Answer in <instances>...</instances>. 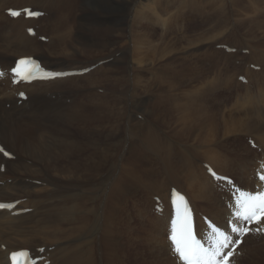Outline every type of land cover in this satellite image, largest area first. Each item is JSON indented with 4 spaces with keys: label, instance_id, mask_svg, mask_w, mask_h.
<instances>
[{
    "label": "bare ground",
    "instance_id": "1",
    "mask_svg": "<svg viewBox=\"0 0 264 264\" xmlns=\"http://www.w3.org/2000/svg\"><path fill=\"white\" fill-rule=\"evenodd\" d=\"M176 1L0 0V12L16 3L6 9L35 5L49 14L26 20L0 13L3 67L27 56L61 71L99 65L86 75L23 87L30 98L21 106L9 84L0 81V140L17 157L5 160L0 154V164L6 163V172H0V201H19L12 211L0 212V264H10L11 252L41 247L51 264H180L168 241L171 188L177 187L197 212L220 225L229 212L205 164L254 190L257 161L264 160V0H230L254 16L232 22L230 15L218 32V44L243 46V40L233 41L241 31L251 52L244 57L225 49L230 62L243 64L210 68L206 80L198 67L161 74L150 66L152 24L167 34L172 18H164L159 9ZM199 3L184 0L180 6L198 10ZM181 17L175 16L184 33ZM221 20L215 19L219 28ZM102 23L105 30L98 26ZM34 24L48 34V43L27 34ZM182 38L197 46L211 41ZM104 58L114 66L105 67ZM85 59L89 62L80 64ZM120 60L125 66L117 65ZM103 88H112L111 101H98L97 90ZM67 98L72 102L66 103ZM172 117L174 124L168 119ZM245 137L255 139L263 152L244 146ZM157 196L166 204L161 215L154 210ZM25 209L31 212L15 215ZM19 241L22 245L15 246ZM241 250L235 264H262L264 236H249Z\"/></svg>",
    "mask_w": 264,
    "mask_h": 264
},
{
    "label": "rangeland",
    "instance_id": "2",
    "mask_svg": "<svg viewBox=\"0 0 264 264\" xmlns=\"http://www.w3.org/2000/svg\"><path fill=\"white\" fill-rule=\"evenodd\" d=\"M181 1H184V0H177L176 2H174L175 4H173V3H163L162 5H164V6H160V12H161V15L164 17V18H167L168 16H171L170 18H172L171 19V24H169L168 23V26L166 27V33L167 34H165L164 33V30H163V27L161 28L160 26L161 25H158V23H153L152 24V28H151V30H150V32H148V33H150V37H151V39L153 40V44H154V47H153V49H151V50H153V52L155 53H153V56H150V58H151V60H152V63H151V65L150 66H152V68H154V69H156L158 72H160V71H162V73L161 74H163V72H165V71H168L170 74H172L173 73V71L174 70H181V69H183V68H185L184 70H187V68H191V67H198V68H201V69H203L204 70V72L202 71V74H201V76L203 77V80H206V79H204V78H207L206 77V75H208V74H206L205 72L207 71V70H210V68L213 70V69H221V66H222V64H223V68L225 69V68H227V65H231V67H239L240 65H241V63L243 64V62L244 61H238V62H236V63H232V62H230L228 59H227V54L228 53H230V54H233L232 52H229L228 50V53H225L224 51H225V49L223 48V49H219V48H217L216 46L218 45L219 46V44H218V42H220L219 41V35H221V34H219L218 32L219 31H221V30H223L225 27L224 26H226L228 23H229V21L231 20V17H230V15L232 16L233 15V21L232 22H235V20H237V19H239V20H237L238 22H240L241 20L243 21L244 19H246V20H248V18L249 17H252V16H254V13L251 11V12H247V10H245V12H244V7H242V6H240L239 4H236V3H232V2H230V0H198V2H200L199 3V6H198V10H195V9H193V8H191V7H186V8H183V7H181L180 6V2ZM216 2V3H215ZM20 3V2H19ZM178 3H179V5H178ZM206 3V4H205ZM219 3H220V5H219ZM214 4V5H213ZM23 5H25V4H19L18 6H23ZM231 6V7H229V6ZM8 6H16V3H9V4H7V5H5L4 6V8H2V10H1V14L4 16V10H6V7H8ZM33 7H36V8H38V6H35V5H32ZM212 6V7H211ZM211 7V8H210ZM213 7H215V8H213ZM217 7V8H216ZM229 7V8H228ZM241 7V8H240ZM40 8V7H39ZM38 8V9H39ZM189 8V9H188ZM231 8V9H230ZM233 8V9H232ZM227 9V10H226ZM239 11H241V12H238L237 10ZM165 10V11H164ZM204 13H202L201 11ZM177 11V12H176ZM208 12V13H206V12ZM210 11V12H209ZM222 11V12H221ZM236 13H235V12ZM192 12V13H191ZM198 12V13H197ZM215 12V13H214ZM221 13V14H223V15H221L220 17H221V27L222 28H219V27H217V24H216V21H215V19L216 20H219L220 19V17H215L214 18V16H216V14L217 13ZM229 12H232V14L231 13H229ZM189 13H191V15L189 14ZM226 13V14H225ZM181 15L182 17V22H183V25H184V28H185V31L186 32H184V33H181V27L179 28V26H180V24H178V22H177V20H176V18H175V16L176 15ZM183 14V15H182ZM186 14V15H185ZM189 14V15H188ZM193 14H194V16H193ZM211 14V15H210ZM235 14V15H234ZM239 16H238V15ZM174 15V16H173ZM201 15H202V19H201ZM225 15H226V17H225ZM227 15H229L228 17H227ZM243 15V16H242ZM252 15V16H251ZM166 16V17H165ZM191 16V17H190ZM193 16V17H192ZM236 16V17H235ZM246 16H248L247 18H246ZM204 17V18H203ZM207 17V18H206ZM214 18L213 19V21H211V22H206V20L208 19V18ZM234 17H235V19H234ZM243 18V19H241V18ZM198 18V19H197ZM219 18V19H218ZM228 18V19H227ZM186 19V20H185ZM206 19V20H205ZM230 19V20H229ZM197 20V21H196ZM195 21V22H194ZM198 21H199V23H198ZM203 21V22H202ZM205 21V22H204ZM224 21V22H223ZM237 21H236V23H237ZM175 22H177V23H175ZM226 22V23H225ZM243 22H245V20L243 21ZM223 23H224V26H223ZM178 24V25H177ZM107 24L106 23H102V24H98V26H100V28H101V30H105L104 29V27L106 26ZM170 25V26H169ZM199 25H201L200 27H199ZM125 26V25H124ZM124 26H122V27H124ZM190 26V27H189ZM193 26V27H192ZM195 26H197V27H195ZM209 26V27H208ZM213 26V27H212ZM127 27V26H126ZM176 27V28H175ZM212 27V28H211ZM199 28V29H198ZM169 29V30H168ZM212 29V30H211ZM180 30V31H179ZM204 30V31H203ZM205 30H208V31H205ZM154 31V32H153ZM161 31H163V33L161 34ZM191 31V32H190ZM211 31L213 32V33H211ZM180 32V33H179ZM204 32H207V33H205L204 34ZM160 33V34H159ZM186 33V34H185ZM201 33H203V34H201ZM169 34V35H168ZM209 34V35H208ZM157 35V36H156ZM170 36V38L168 37V36ZM172 35V36H171ZM180 35V36H179ZM182 35L183 36H188V38H190V39H192V38H196V37H198L199 39V41H201V42H203V43H205V42H208V41H210V43L209 44H202L201 46H197V45H190L189 43H188V40H183V38H182V40H181V37H182ZM213 35H216V36H213ZM194 36V37H193ZM213 36V37H212ZM243 36V37H242ZM255 36H256V34H255ZM264 36V35H263ZM161 37V38H160ZM180 37V38H179ZM201 37V38H200ZM210 37V38H209ZM215 37V38H214ZM221 37V36H220ZM164 38V39H163ZM169 38V39H168ZM179 38V39H178ZM218 38V39H217ZM244 38H246V35L243 33V32H241L240 31V35L237 37V39L236 40H233V41H242L243 40V42H242V44H243V46H241V44L240 43H236V44H234V47H231V48H236V46H239V47H241L240 49H238V55H240V53H241V55H244V57L246 56V57H249V55H250V52L251 51H249V50H247V51H249L247 54H244L242 51L243 50H246L247 49V45L245 44V41H244ZM157 39V40H156ZM172 39H173V42H172ZM217 39V40H216ZM223 39H225V37H223V35H222V37H221V40H223ZM161 40V41H160ZM179 40V41H178ZM204 40V41H203ZM158 41V42H157ZM216 41V42H215ZM174 42L175 43H179L180 44V46H182L184 49H186V50H184V49H182L180 46H177V45H174ZM217 43V44H216ZM182 44V45H181ZM231 44V43H230ZM184 46H186V47H184ZM190 46V47H189ZM196 46V47H195ZM210 46V47H209ZM213 46V47H212ZM175 47V49L177 50H175V49H173ZM198 47V48H197ZM206 47V48H205ZM245 49H244V48ZM202 48V50H200ZM210 48V50H208ZM155 49V50H154ZM157 50V51H156ZM163 50V51H162ZM207 50V51H206ZM197 51V52H196ZM202 51H203V53H202ZM210 51V52H209ZM219 51H221V52H219ZM223 51V52H222ZM194 52H196L195 54L197 55V54H199V53H201V55L199 54L198 55V57L196 56V55H194L193 53ZM216 52V53H215ZM108 53V52H107ZM158 53V54H157ZM160 53V54H159ZM212 53V54H211ZM217 53H219V54H217ZM207 54V55H206ZM211 54V55H210ZM194 55V56H193ZM206 55V57H203V56H205ZM210 56V57H207V56ZM215 55H216V57H215ZM185 56V57H184ZM196 56V57H195ZM211 56H212V58L213 57H215V58H213V60L211 59ZM222 56V57H221ZM103 57V56H102ZM163 57V58H162ZM184 59H183V58ZM156 58V59H155ZM177 59V60H176ZM216 59H218L217 60V62H216ZM108 59H106V58H104V59H102V63H105V67H107V68H111V67H113L114 65H113V63H112V65H110V61H107ZM153 60L155 61V62H153ZM159 60V61H158ZM160 60H162V61H160ZM184 60V61H183ZM196 61V62H195ZM213 61H214V63H213ZM224 61V62H223ZM228 61V62H227ZM86 62H89V61H86V59H85V62H81L80 64H85ZM163 62V63H162ZM209 62H211V66H210V63ZM165 63V64H164ZM202 63V64H201ZM209 63V64H208ZM220 63V64H219ZM229 63V64H228ZM157 64V65H156ZM187 64V65H186ZM193 64V65H192ZM233 64V65H232ZM109 65V66H108ZM118 66H125V63L124 62H122V60H120V62H118V64H117ZM156 65V66H155ZM204 65V66H203ZM216 66V67H215ZM219 66H220V68H219ZM157 67V68H156ZM175 68V69H174ZM217 69V70H218ZM190 73H191V71H189ZM112 80H114V79H112ZM111 80V81H112ZM167 86H168V84H166ZM96 87V86H95ZM94 87V88H95ZM164 87H166V86H164ZM156 88H158V86L157 85H153V89H156ZM166 88H168V87H166ZM187 86H183L182 87V89H184V90H187V89H189L190 87H188L187 89ZM181 89V90H182ZM85 92H88V93H90V90L88 89V88H86V86H85ZM168 93H170V91L168 90ZM111 94H112V88H103L102 90H97V93H96V97H97V99H98V101L100 100V102L102 103V102H104L105 100V102H107V101H111L112 100V98H111ZM89 100H92L91 98H89ZM169 119V122L172 124H174V123H176V118H174V117H172V118H168ZM244 142H243V144H244V146H247V144L246 143H248L247 142V140H246V137L244 138V140H243ZM15 246H19V245H22L21 243H20V241L19 242H15V244H14ZM262 264H264V262H262Z\"/></svg>",
    "mask_w": 264,
    "mask_h": 264
},
{
    "label": "snow or ice",
    "instance_id": "3",
    "mask_svg": "<svg viewBox=\"0 0 264 264\" xmlns=\"http://www.w3.org/2000/svg\"><path fill=\"white\" fill-rule=\"evenodd\" d=\"M28 15L39 16L41 13L32 12L25 10ZM13 15H20L19 12H13ZM31 31V29H29ZM29 63L35 64V61H32L31 58H25L18 62L17 68L13 69V72H18L20 65H27ZM51 76L64 75L63 73H49ZM21 79L30 80L32 79V74L29 72L26 75H21ZM243 79V77H241ZM21 95H24L21 93ZM0 152H3L4 155H9L8 152L4 151V148L0 146ZM216 174L213 173V176ZM219 178V177H218ZM261 180H264V175H260ZM222 179L227 180V177ZM179 196V205L183 206L182 214L183 219L178 227L173 228V233L170 239L173 242L174 251L179 255V257L186 262V264H231L229 258L234 255V246L239 243V240L233 241L229 235L220 233V236L216 240V247L214 249L204 248L198 241H195L191 234V223L190 219L187 216L189 211L187 206V201L185 198L176 193ZM237 205L239 206L236 211V216L244 221L252 222L256 221L257 224L261 222V219L264 218V192L250 193V192H239V195L236 200ZM11 207V205L0 204V208ZM175 224V222H174ZM219 232V229H216ZM232 231L238 232L241 236L247 234L250 229L247 227L236 228L233 227ZM255 231L259 232L260 229L257 228ZM229 245H233L232 249H229ZM229 249L228 251H225ZM42 251V250H41ZM27 252H13L12 257L15 261L17 257L27 256Z\"/></svg>",
    "mask_w": 264,
    "mask_h": 264
}]
</instances>
